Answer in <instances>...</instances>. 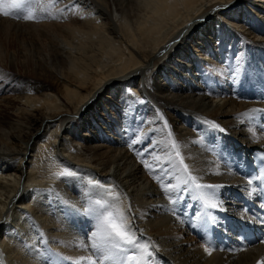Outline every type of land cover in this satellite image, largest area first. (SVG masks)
<instances>
[{
    "label": "bare ground",
    "instance_id": "obj_1",
    "mask_svg": "<svg viewBox=\"0 0 264 264\" xmlns=\"http://www.w3.org/2000/svg\"><path fill=\"white\" fill-rule=\"evenodd\" d=\"M19 2L0 16L5 264H264V243L208 255L172 212L183 193L215 211L247 188L223 157L264 143V0ZM97 201L124 211L139 251L94 253Z\"/></svg>",
    "mask_w": 264,
    "mask_h": 264
},
{
    "label": "snow or ice",
    "instance_id": "obj_2",
    "mask_svg": "<svg viewBox=\"0 0 264 264\" xmlns=\"http://www.w3.org/2000/svg\"><path fill=\"white\" fill-rule=\"evenodd\" d=\"M21 7V3L19 0H10V2L6 3L5 0H0V16L3 17H12V9H18ZM19 18V17H14ZM23 19L25 20H33L34 17L30 13L27 16H24ZM251 111L256 112H264V109H252ZM217 128H219L218 125H216ZM221 131H223L221 129ZM135 143V141L133 142ZM173 148H176L177 146L175 144L172 145ZM139 155V153L137 154ZM177 156H179V152L176 153ZM157 161L160 159L159 157H155ZM144 163V161H141ZM181 164H183V160L180 161ZM146 168H149V172L151 174V166L148 164H145ZM185 172H187V165H184ZM72 173L68 170H65L62 173H57V176L61 175H71ZM156 177H154L155 179ZM189 179L192 181V184L196 188H202L203 185L196 183V178L191 176L189 174ZM252 180L249 179L247 183L249 185L252 184ZM185 184L189 183V180L184 181ZM162 190L167 194L170 191V187L164 184H161ZM255 190V189H254ZM98 207V212L96 215L97 223L95 225L96 231H93L91 234V238H97L95 243H92L91 247L94 251V253H101L104 260H112L114 258L113 250H120L123 251L121 245H127L133 248H136L137 251H139V246L137 241L135 240V237L131 231V228L128 223V217L124 214V211L120 208H112V210H109L111 207L106 206L104 204H101L99 201L96 202ZM211 207H216L215 204H212ZM90 238V239H91ZM204 251L208 254H212V249L209 247H205ZM106 253V254H105ZM152 256V253H148V257H146L143 261H137V264H150V258ZM118 258V257H117ZM83 259V258H82ZM129 260L134 259V257L129 256ZM94 264V262H92Z\"/></svg>",
    "mask_w": 264,
    "mask_h": 264
},
{
    "label": "rangeland",
    "instance_id": "obj_3",
    "mask_svg": "<svg viewBox=\"0 0 264 264\" xmlns=\"http://www.w3.org/2000/svg\"><path fill=\"white\" fill-rule=\"evenodd\" d=\"M25 5L28 7V4L27 3H25ZM22 16L24 17L25 16V13L23 12L22 13ZM2 19H3V17H1ZM29 72V73H28ZM22 73L23 74H27V76H31L32 75V71H31V69L29 68V70H26L25 71V68H23L22 69ZM3 95V94H2ZM48 151H46V154L44 155V158H43V162H44V166L46 167H44L43 166V170L44 171H46L47 170V166H48V168H49V166L52 164V162H54L53 160H54V158H55V155H54V152H52V151H50L49 149H47ZM53 153V154H52ZM50 154V155H49ZM53 155V156H52ZM12 156V155H11ZM14 156V155H13ZM50 156H51V159H50ZM47 157V158H46ZM52 157H53V159H52ZM48 161H47V160ZM51 160V161H50ZM49 162V163H48ZM21 191V192H20ZM19 192V193H18ZM17 192V194H16V196H14L15 197V200L14 201H17L19 198H20V196H21V194H22V190H19ZM20 195V196H19ZM1 198V197H0ZM15 221V222H14ZM18 224L17 226H18V229H20V230H18V231H20V233H21V235H22V232H24L25 230L23 229L22 230V218L21 219H14L13 221H12V224ZM19 225H21V226H19ZM17 232V231H16ZM18 233V232H17ZM12 234H13V236L15 235V236H17L15 233H13L12 232ZM188 234H190V233H188ZM191 236H193L192 234H190ZM15 236H14V238H15ZM14 238H12V241H13V239ZM193 238H194V236H193ZM195 239V238H194ZM197 240V239H196ZM21 241V240H20ZM198 241V240H197ZM17 241H14V245L12 244V243H10V245L12 244V246H17ZM21 244L20 245H22V241L20 242ZM10 245H9V247H10ZM4 247V246H3ZM3 247H1L0 248V261H3V264H5L6 262H7V260H9V254H11V252H9L8 251V249H3ZM8 247V248H9ZM4 248H7V247H4ZM9 249H11V248H9ZM19 250H20V248H19ZM9 252V253H8ZM17 252V251H16ZM96 260H99V258L101 257V254H96ZM6 258V259H5Z\"/></svg>",
    "mask_w": 264,
    "mask_h": 264
}]
</instances>
